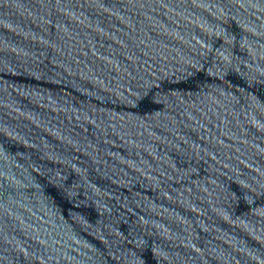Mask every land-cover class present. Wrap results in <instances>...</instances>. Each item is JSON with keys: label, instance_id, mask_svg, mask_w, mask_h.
<instances>
[{"label": "water", "instance_id": "95a60500", "mask_svg": "<svg viewBox=\"0 0 264 264\" xmlns=\"http://www.w3.org/2000/svg\"><path fill=\"white\" fill-rule=\"evenodd\" d=\"M0 264H264V0H0Z\"/></svg>", "mask_w": 264, "mask_h": 264}]
</instances>
